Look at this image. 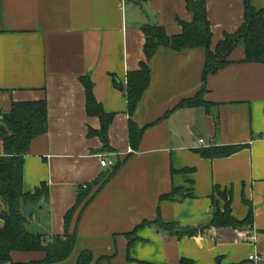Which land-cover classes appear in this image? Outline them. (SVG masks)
<instances>
[{
    "label": "crops",
    "instance_id": "1",
    "mask_svg": "<svg viewBox=\"0 0 264 264\" xmlns=\"http://www.w3.org/2000/svg\"><path fill=\"white\" fill-rule=\"evenodd\" d=\"M252 3L264 8V0ZM207 14L215 50L245 22V1L207 0ZM193 18L186 0H0V127L15 102L46 99L48 109V129L33 139L23 165L24 191L47 184V205L28 217L27 229L46 243L62 236L81 187L94 184L95 192V180L119 167L73 213L76 249L53 264H77L83 251L94 254L92 264H181L183 258L264 264V63L246 61L241 40L229 62L204 81L205 48L162 46L149 60L151 82L138 109L129 114L127 75L146 61L142 26L163 25L174 36L183 31L179 19ZM88 76L98 103L113 115L108 148L89 134L102 123L88 114L82 82ZM199 94L201 102L188 103ZM130 120L143 129L135 148ZM240 144L226 157L206 158L199 150ZM4 152L0 133V156ZM105 153L114 163L102 167ZM216 185L231 189L233 217L243 221L253 209V223L210 224L214 196L225 206ZM174 189L178 198H164ZM159 219L175 227L162 228ZM4 222L0 214V227ZM182 228L195 233L181 235ZM252 254L261 256L259 262ZM11 255L24 263L45 257L41 251Z\"/></svg>",
    "mask_w": 264,
    "mask_h": 264
},
{
    "label": "trees",
    "instance_id": "2",
    "mask_svg": "<svg viewBox=\"0 0 264 264\" xmlns=\"http://www.w3.org/2000/svg\"><path fill=\"white\" fill-rule=\"evenodd\" d=\"M245 1V22L240 29L234 33H228L226 37L218 43L215 50L212 48L213 31L207 14V0H186L187 9L194 14L192 22H186L179 19L182 25V32L170 36L165 30V27L159 24H146L142 26V30L146 35L144 52L146 61L142 63L139 70H134L128 73L125 92L128 98L129 114L132 117L138 109V104L141 101L151 82V68L149 60L153 57L156 51L162 47H168L173 50L192 49V47H202L207 52V63L204 69V81L209 73L216 72L229 61L228 55L236 48L239 41L243 40L246 45V61L264 63V8L257 10L252 0ZM116 79V78H115ZM86 93H87V108L88 114L98 116L102 128L100 131L90 129V135H99L104 142V147L108 148L107 132L109 125L113 119V115L105 111L98 103L95 94L93 93L94 83L91 78L82 77ZM116 82L117 79H116ZM202 94V92H201ZM201 94L193 100L188 101L194 105L201 102ZM48 109L46 99L40 101L15 102L12 111L4 116L3 125L0 127L2 140H4V155L0 156V201L4 205L0 214L5 222L0 227V264H53L61 263L68 260L73 254L77 246L78 229L70 232V225L76 210L83 204L82 209L91 202L94 195L100 191L107 180L118 170L116 168L108 175L102 176L95 180V185H99L95 192H92L93 185L81 187V191L77 197L75 206L70 209L65 216L66 232L60 236H54L50 241H47L40 233L31 232L27 229L28 217L24 214V210L29 202L37 203L42 195L48 194V185L42 184L41 188H37L34 193H27L23 186V165L25 154L29 150V146L34 138L43 135L48 129ZM130 140L135 148L140 142L143 129L139 128L135 122L130 120ZM245 144L240 145H225L214 146L210 148L199 149L202 156L211 157H226L232 153L238 152ZM215 193L225 201L223 209L220 208L219 201L213 198L214 214L210 221L211 225L217 227L242 226L243 224H251L254 220L253 209L250 211L247 218L243 221H238L233 217L231 202V189L222 190L216 185ZM179 192L174 189L164 198L175 199ZM184 198V194H182ZM81 209V210H82ZM158 226L162 228H173L170 223H163L158 220ZM195 231L182 228L180 234H194ZM134 238L130 239L129 247L133 244ZM41 251L45 257L42 260H33L30 263L16 262L12 259L14 251ZM104 258H98L97 262ZM95 260L94 254L90 251H83L78 256L77 264H92ZM181 264H194L192 260L183 258Z\"/></svg>",
    "mask_w": 264,
    "mask_h": 264
},
{
    "label": "water",
    "instance_id": "3",
    "mask_svg": "<svg viewBox=\"0 0 264 264\" xmlns=\"http://www.w3.org/2000/svg\"><path fill=\"white\" fill-rule=\"evenodd\" d=\"M121 87L123 88V83L121 82ZM46 196L45 195H42L41 198L39 199V201L37 203H33L32 201L29 202L27 204V207L25 208L24 210V214L27 216V217H31V216H36L38 217V212L39 210L43 207V206H46L47 205V202H46Z\"/></svg>",
    "mask_w": 264,
    "mask_h": 264
},
{
    "label": "built area",
    "instance_id": "4",
    "mask_svg": "<svg viewBox=\"0 0 264 264\" xmlns=\"http://www.w3.org/2000/svg\"><path fill=\"white\" fill-rule=\"evenodd\" d=\"M200 143H204V139H200ZM109 156L110 155L108 153H105V155L100 156L102 167L112 165L114 163L113 160H111ZM86 186L87 185H84V187H86ZM260 258H261V256L260 255L258 256L257 254L250 255V259L255 260L256 262H259Z\"/></svg>",
    "mask_w": 264,
    "mask_h": 264
},
{
    "label": "rangeland",
    "instance_id": "5",
    "mask_svg": "<svg viewBox=\"0 0 264 264\" xmlns=\"http://www.w3.org/2000/svg\"><path fill=\"white\" fill-rule=\"evenodd\" d=\"M130 6H131V4H130ZM73 262L72 261H69V262H67V263H65V264H72Z\"/></svg>",
    "mask_w": 264,
    "mask_h": 264
}]
</instances>
